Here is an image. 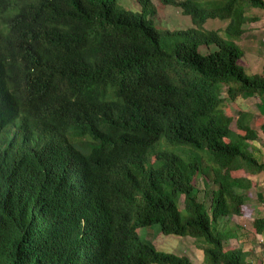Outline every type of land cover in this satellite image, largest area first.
Returning <instances> with one entry per match:
<instances>
[{"label":"trees","instance_id":"16d2710c","mask_svg":"<svg viewBox=\"0 0 264 264\" xmlns=\"http://www.w3.org/2000/svg\"><path fill=\"white\" fill-rule=\"evenodd\" d=\"M136 1L0 0V264H191L137 233L152 224L199 239L205 264H262L219 224L264 171V121L241 110L231 129L226 109L257 96L264 116L235 43L264 0H166L198 26L182 38Z\"/></svg>","mask_w":264,"mask_h":264},{"label":"rangeland","instance_id":"374dc122","mask_svg":"<svg viewBox=\"0 0 264 264\" xmlns=\"http://www.w3.org/2000/svg\"><path fill=\"white\" fill-rule=\"evenodd\" d=\"M180 1V0H175ZM155 13L152 18L156 28L172 32L167 34L170 38L189 37L190 35L179 34V31L189 28H197L192 24L188 15L183 14L181 8L167 2L166 0H151ZM118 3L126 9L136 10L138 3L136 0H118ZM256 15L257 20L247 22L246 30L241 36L235 40V43L243 49V57L239 63L251 73L264 75V10L259 8H251L247 10V15ZM225 22L219 20H208L203 24L202 31L215 30L220 36L226 37L223 33ZM252 32V33H249ZM259 103L257 96L239 99L237 101L227 102V108L233 115V121L230 123L231 129H235V119L241 110H247L251 113V126L257 128L264 121L262 112L257 109ZM259 137L252 141H248V148L258 158L264 159V133L257 128ZM262 137V138H261ZM202 158L209 162L205 152H198ZM253 184L246 191L243 212L240 215H230L220 220V226L225 227L227 231L232 233L231 237L225 242L229 247H242L243 249L253 253L254 259H259L264 264V234H254L252 232L253 219L264 217V171L253 178ZM197 186L200 189L198 196L203 200L204 192L202 191L204 183L201 177L197 178ZM210 198L208 192L206 202ZM183 198L179 199V206H183ZM137 233L148 239L155 249L160 251L172 252L175 254H183L189 257L191 264H205L202 242L189 235L179 236L174 234H165L159 230L158 224L151 226L139 227Z\"/></svg>","mask_w":264,"mask_h":264},{"label":"crops","instance_id":"0c3cea01","mask_svg":"<svg viewBox=\"0 0 264 264\" xmlns=\"http://www.w3.org/2000/svg\"><path fill=\"white\" fill-rule=\"evenodd\" d=\"M249 33H252V32H249Z\"/></svg>","mask_w":264,"mask_h":264}]
</instances>
